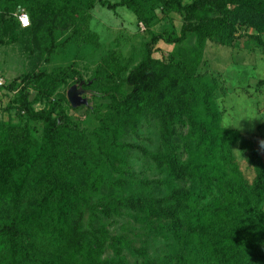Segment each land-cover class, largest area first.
I'll list each match as a JSON object with an SVG mask.
<instances>
[{
	"label": "trees",
	"instance_id": "1",
	"mask_svg": "<svg viewBox=\"0 0 264 264\" xmlns=\"http://www.w3.org/2000/svg\"><path fill=\"white\" fill-rule=\"evenodd\" d=\"M42 1L64 14L80 9V2L86 11L95 3L111 11L125 8L146 30L155 22L157 8L178 14L183 22L178 32L151 34L129 70L116 62L106 73L96 70L83 85L90 93L96 90L93 97L109 99L108 117L115 122L111 128L100 119L108 140L98 139L93 161L77 151L83 130L67 115L59 92L74 76L76 82L82 79L77 70L26 73L0 89V97L3 90L18 89L5 110L14 109L19 121H0V264H129L123 255L129 240L112 235L104 224L122 211L132 212L136 222H157L154 231L181 250L175 264H264V135L248 148L254 172L249 182L234 155L241 134L220 126L215 102L219 81L198 73L207 41L232 47L247 38L264 54V0ZM23 4L31 14H43L30 0H0V36L10 27L22 29L12 13ZM46 32L49 58L57 44L53 32ZM160 42L172 51L161 52ZM31 91L36 93L33 100ZM41 100L49 107L35 109ZM147 115L159 122L162 151L141 153L164 168L170 181L188 180L193 188H172L156 199L139 191L124 197L105 194L124 188L111 173L134 184L122 156L132 146L123 140ZM30 123L41 125V131ZM180 126L187 134L177 145ZM136 251L141 257L136 264H157L145 248Z\"/></svg>",
	"mask_w": 264,
	"mask_h": 264
},
{
	"label": "rangeland",
	"instance_id": "2",
	"mask_svg": "<svg viewBox=\"0 0 264 264\" xmlns=\"http://www.w3.org/2000/svg\"><path fill=\"white\" fill-rule=\"evenodd\" d=\"M30 1L43 14L39 16L36 13L31 14L27 4L13 11L14 17L20 12H27L31 26L26 30L10 27L0 36V74L9 84L26 73L45 71L48 76L65 67L77 70L82 79L76 82L77 76H74L59 92L66 100L63 108L67 115L80 130H83L76 140L77 151L85 160L93 161L91 157L93 151H97L98 139L102 143L106 138L108 140L100 119L106 121L111 128L115 122L108 117L109 99L93 97L92 93L97 94L96 90L90 93L83 85L93 77L96 70H99L100 74L106 73L109 65L116 62L129 70L139 61L142 44L150 39L151 34L171 29L178 32L183 22L182 17L173 12L163 14L157 8L154 11L156 20L149 30H146L125 8L119 7L111 11L95 3L86 11L83 2H80L77 4L80 9L76 7L77 12L73 9L75 7H72L70 13L64 14L58 10L59 6L53 7L52 10L42 0ZM106 1L113 3L118 0ZM189 1L183 0L184 3ZM47 28L53 32L57 44V49L49 58L45 51L49 43ZM253 33H255L253 30L248 31V34ZM157 48L167 53L172 51L173 47L160 42ZM154 56L160 55L157 53ZM198 73L215 77L219 81L220 89L216 92L215 102L221 114L220 126L235 129L241 134V143L234 150V155L244 177L251 182L254 172L247 161L248 148L264 135V54L253 40L247 38L239 40L232 47L207 41ZM81 82L83 83L81 97L86 104L73 107L68 101L67 92L72 86L78 89ZM17 91L18 89L1 92V122L19 124L15 110H5L8 101L17 95ZM35 94L31 91L30 100H33ZM48 107L45 100L34 105L37 110ZM30 124L41 131V125ZM176 133L174 142L179 145L180 138L187 134V129L176 127ZM123 141L124 144L132 146L122 156L132 172L134 184H128L125 177L119 173H111L114 180H121L119 182L124 188L106 190L105 194L124 197L136 195L139 191L147 199H156L165 196L172 188L182 190L193 188L194 185L188 180L170 181L164 168L157 166L141 153L140 149L148 153L162 151L159 122L156 118L150 115L142 117L135 130L127 132ZM178 155L184 160L183 153ZM130 214L132 212L122 211L121 216L104 220L112 235H122L129 240V249L123 251L127 262L140 263L141 257L136 250L143 247L150 261L157 264H175L181 251L179 246L171 238H165L154 231L158 226L157 222L151 221L146 225L134 221ZM106 256L112 255L108 251Z\"/></svg>",
	"mask_w": 264,
	"mask_h": 264
},
{
	"label": "water",
	"instance_id": "3",
	"mask_svg": "<svg viewBox=\"0 0 264 264\" xmlns=\"http://www.w3.org/2000/svg\"><path fill=\"white\" fill-rule=\"evenodd\" d=\"M82 85L81 82L78 89L76 86H72L67 92L68 101L73 107L86 104V101L81 97L83 94Z\"/></svg>",
	"mask_w": 264,
	"mask_h": 264
},
{
	"label": "built area",
	"instance_id": "4",
	"mask_svg": "<svg viewBox=\"0 0 264 264\" xmlns=\"http://www.w3.org/2000/svg\"><path fill=\"white\" fill-rule=\"evenodd\" d=\"M16 19L22 29H26L30 26V19L26 12H20L16 15ZM5 78L0 74V89L6 85Z\"/></svg>",
	"mask_w": 264,
	"mask_h": 264
},
{
	"label": "clouds",
	"instance_id": "5",
	"mask_svg": "<svg viewBox=\"0 0 264 264\" xmlns=\"http://www.w3.org/2000/svg\"><path fill=\"white\" fill-rule=\"evenodd\" d=\"M260 148H261V150H264V141L260 142Z\"/></svg>",
	"mask_w": 264,
	"mask_h": 264
}]
</instances>
